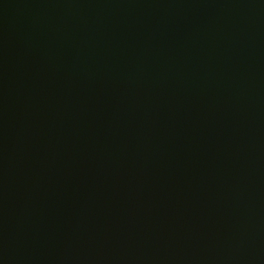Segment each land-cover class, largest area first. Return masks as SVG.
Masks as SVG:
<instances>
[{
    "label": "water",
    "instance_id": "water-1",
    "mask_svg": "<svg viewBox=\"0 0 264 264\" xmlns=\"http://www.w3.org/2000/svg\"><path fill=\"white\" fill-rule=\"evenodd\" d=\"M0 264H264V0H0Z\"/></svg>",
    "mask_w": 264,
    "mask_h": 264
}]
</instances>
